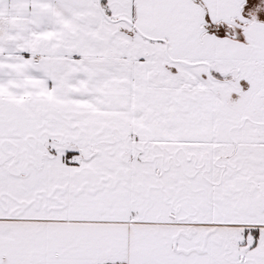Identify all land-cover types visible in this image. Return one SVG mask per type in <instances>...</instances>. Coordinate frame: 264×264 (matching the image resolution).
Instances as JSON below:
<instances>
[{
    "label": "snow or ice",
    "instance_id": "obj_1",
    "mask_svg": "<svg viewBox=\"0 0 264 264\" xmlns=\"http://www.w3.org/2000/svg\"><path fill=\"white\" fill-rule=\"evenodd\" d=\"M0 264H264V0H0Z\"/></svg>",
    "mask_w": 264,
    "mask_h": 264
}]
</instances>
